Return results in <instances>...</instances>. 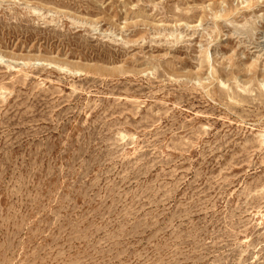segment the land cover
<instances>
[{
	"label": "rangeland",
	"instance_id": "rangeland-1",
	"mask_svg": "<svg viewBox=\"0 0 264 264\" xmlns=\"http://www.w3.org/2000/svg\"><path fill=\"white\" fill-rule=\"evenodd\" d=\"M0 264H264V0H0Z\"/></svg>",
	"mask_w": 264,
	"mask_h": 264
}]
</instances>
